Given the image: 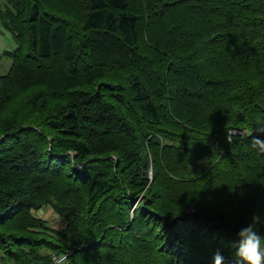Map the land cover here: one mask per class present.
Returning <instances> with one entry per match:
<instances>
[{"label": "trees", "instance_id": "obj_1", "mask_svg": "<svg viewBox=\"0 0 264 264\" xmlns=\"http://www.w3.org/2000/svg\"><path fill=\"white\" fill-rule=\"evenodd\" d=\"M2 29L0 264H238L264 0H8Z\"/></svg>", "mask_w": 264, "mask_h": 264}, {"label": "clouds", "instance_id": "obj_2", "mask_svg": "<svg viewBox=\"0 0 264 264\" xmlns=\"http://www.w3.org/2000/svg\"><path fill=\"white\" fill-rule=\"evenodd\" d=\"M253 148L264 152V140L253 138ZM264 225V217L253 215L251 221L236 234L238 264H264V234L259 226ZM214 264H224V257L217 251L213 256Z\"/></svg>", "mask_w": 264, "mask_h": 264}, {"label": "rangeland", "instance_id": "obj_3", "mask_svg": "<svg viewBox=\"0 0 264 264\" xmlns=\"http://www.w3.org/2000/svg\"><path fill=\"white\" fill-rule=\"evenodd\" d=\"M8 5V0H0V6L2 9H4ZM17 47V44L12 36V34L2 29L0 30V52L7 51H13ZM12 63V59L8 56H3L0 61V72L5 74L8 72L10 66ZM38 215L40 217L50 221L51 225H54L56 228H62L65 226V222L62 220H59L57 216L53 213V210L51 208H43L39 210ZM12 264V263H11Z\"/></svg>", "mask_w": 264, "mask_h": 264}, {"label": "crops", "instance_id": "obj_4", "mask_svg": "<svg viewBox=\"0 0 264 264\" xmlns=\"http://www.w3.org/2000/svg\"><path fill=\"white\" fill-rule=\"evenodd\" d=\"M52 209V208H51ZM53 210V209H52ZM53 213L55 214V216H57L58 217V215L55 213V211L53 210ZM59 219V218H58ZM60 220V219H59Z\"/></svg>", "mask_w": 264, "mask_h": 264}]
</instances>
